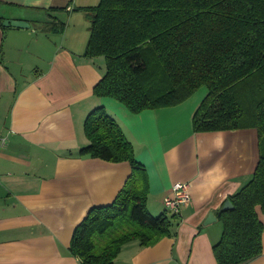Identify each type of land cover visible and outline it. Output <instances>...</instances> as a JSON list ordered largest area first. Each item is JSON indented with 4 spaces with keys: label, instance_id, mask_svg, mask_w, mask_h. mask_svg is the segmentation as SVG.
<instances>
[{
    "label": "crops",
    "instance_id": "0c3cea01",
    "mask_svg": "<svg viewBox=\"0 0 264 264\" xmlns=\"http://www.w3.org/2000/svg\"><path fill=\"white\" fill-rule=\"evenodd\" d=\"M100 2L0 0V264H82L70 252L75 229L93 208L112 204L133 171L129 162L78 156L90 143L86 120L99 107L119 123L147 169L151 214L167 211L175 184L190 186L176 235L152 247L129 243L115 264H218L217 212L252 181L258 132L196 133L206 88L179 106L140 114L95 96L107 60L84 56L91 36L85 9ZM6 20L30 28L6 27ZM59 23L64 32L49 31ZM211 213L218 220L206 225ZM245 264H264V236L262 255Z\"/></svg>",
    "mask_w": 264,
    "mask_h": 264
},
{
    "label": "trees",
    "instance_id": "16d2710c",
    "mask_svg": "<svg viewBox=\"0 0 264 264\" xmlns=\"http://www.w3.org/2000/svg\"><path fill=\"white\" fill-rule=\"evenodd\" d=\"M85 11L91 36L84 56L107 60L95 96L140 114L179 106L205 87L208 95L193 122L196 133L257 130L259 164L252 181L228 199L234 208L217 212L223 233L214 253L218 264H245L261 256L264 0H101ZM65 27L49 24V31L62 33ZM85 132L90 143L78 156L129 162L133 171L116 200L93 208L75 229L71 254L82 264H115L129 243L152 247L174 237L180 217L168 211L151 215L147 169L119 123L99 107L88 116Z\"/></svg>",
    "mask_w": 264,
    "mask_h": 264
},
{
    "label": "built area",
    "instance_id": "2783aa9c",
    "mask_svg": "<svg viewBox=\"0 0 264 264\" xmlns=\"http://www.w3.org/2000/svg\"><path fill=\"white\" fill-rule=\"evenodd\" d=\"M3 144L5 139H2ZM190 201V186L188 183H177L172 189V194L165 199L167 211L171 214H180L184 205Z\"/></svg>",
    "mask_w": 264,
    "mask_h": 264
},
{
    "label": "water",
    "instance_id": "95a60500",
    "mask_svg": "<svg viewBox=\"0 0 264 264\" xmlns=\"http://www.w3.org/2000/svg\"><path fill=\"white\" fill-rule=\"evenodd\" d=\"M4 26H6V27L13 26V27H17V28H30V25L28 22H26V21H15V20H6L4 22ZM233 208H234V206H233L232 201L228 200L225 203V205L223 206L222 211H229V210H232ZM217 220L218 219H217L216 215L214 213H211L208 216L205 224L209 225L213 222H216Z\"/></svg>",
    "mask_w": 264,
    "mask_h": 264
},
{
    "label": "rangeland",
    "instance_id": "374dc122",
    "mask_svg": "<svg viewBox=\"0 0 264 264\" xmlns=\"http://www.w3.org/2000/svg\"><path fill=\"white\" fill-rule=\"evenodd\" d=\"M205 88V87H204ZM203 89V88H202ZM207 89V88H206ZM197 94V93H196ZM166 212V211H165ZM171 214V213H170ZM151 215H153L154 217H159L161 214H151ZM221 227L223 228V226L221 225Z\"/></svg>",
    "mask_w": 264,
    "mask_h": 264
}]
</instances>
